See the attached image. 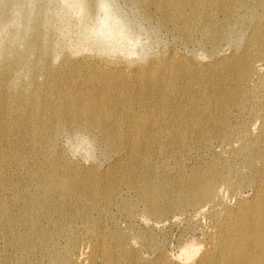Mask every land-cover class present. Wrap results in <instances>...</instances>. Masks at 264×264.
Masks as SVG:
<instances>
[{
    "label": "rangeland",
    "instance_id": "obj_1",
    "mask_svg": "<svg viewBox=\"0 0 264 264\" xmlns=\"http://www.w3.org/2000/svg\"><path fill=\"white\" fill-rule=\"evenodd\" d=\"M192 2L180 19L137 0H0V264H106L107 251L115 264H228L230 244L264 255L260 231L244 229L264 214V0ZM107 17L120 32L95 30ZM86 67L110 70L112 92ZM76 92L153 114L145 149L125 127L129 142L109 147L55 117ZM59 173L84 193L49 187ZM201 174L212 201L174 198ZM36 226L47 250L14 262L12 236Z\"/></svg>",
    "mask_w": 264,
    "mask_h": 264
},
{
    "label": "bare ground",
    "instance_id": "obj_2",
    "mask_svg": "<svg viewBox=\"0 0 264 264\" xmlns=\"http://www.w3.org/2000/svg\"><path fill=\"white\" fill-rule=\"evenodd\" d=\"M140 3H143L147 7H151L152 5L156 8H163L164 5L166 7H171L170 9H173L175 12H177L180 19H186V14L184 11L185 5H191L193 4L192 1H196L198 3H204L206 0H165L164 3L159 2L158 0H137ZM71 9H77L76 3L73 2L70 5ZM105 29L106 32H112L117 31L120 32L121 28L113 24L110 18H106V20L103 22V26L96 27L95 30H103ZM245 68V67H244ZM246 69V68H245ZM244 69V70H245ZM84 70H92L97 76H100L104 79H107V84L105 85L106 92H112L113 89V83L111 81L112 78H115V75L110 71L98 67H86ZM100 70V71H95ZM244 74H247V72H243ZM117 76H124L123 72L117 73ZM167 81L170 82V85L174 89H178L179 87L175 84L176 77L173 74L171 79L169 80L166 78ZM166 81V82H167ZM158 83L160 85L164 84V82H161L158 80ZM13 99L18 103L21 104L23 101V93L21 91L13 92ZM112 107L107 108L105 107L103 100L100 98H92L88 94H80L75 93L74 96L71 98V107L67 110V113L58 110V107L56 104H52V113L55 117H58L59 119H63L69 123L71 127H75L79 129V126L83 125H92L93 127L98 128L104 137V140L106 143H108V146L111 147L118 135L120 136L121 140L123 142H129V137L124 132H122V128L125 127L127 132L129 133H135L137 132V135L139 136L137 141V146L139 148L145 149V131L147 130V122H142L143 119L146 117L154 116L153 114H147V111H143L140 114H135L133 112V108L125 107L124 109L121 108L119 105V98L117 96H113L112 100ZM27 102H31L32 104H35L37 108L39 109L41 106V102L38 97H36L35 94L30 93L29 94V100ZM26 102V103H27ZM159 106V103H158ZM144 107H148L150 110L152 108L156 107L154 102H144ZM205 104H200L199 109L201 110L200 113H204L205 111ZM118 109H121L120 112H118ZM87 116V117H84ZM74 129V128H72ZM74 131V130H70ZM179 131V130H178ZM123 150H128L126 146L123 147ZM61 174H57L56 180L49 184V187H53L52 184L59 185L64 188L66 191H74L78 193H84V189L75 181L70 179V181L64 177H59ZM59 177V178H58ZM209 178H207L205 175L201 174L198 175L195 180L194 184L191 186H195L192 190H188L186 187H184L183 184H180L178 188H176L173 191V196L175 199L180 200L182 197L187 196L188 198H195V197H202V199L206 201H212L215 198L216 190L214 188V185H211L208 181ZM134 188L137 187L140 190L143 188L140 187L138 184L130 185ZM189 187V188H191ZM258 190V188H257ZM144 196V194H143ZM145 197V196H144ZM150 198V196H147ZM4 210V205L0 203V216L2 215V212ZM259 214V213H258ZM262 219L258 223V226H255L256 223H253V221L246 222L245 230H247L248 235H257L254 233V230L257 229L260 231L261 234V240L264 244V214L262 215ZM63 225L59 226V229H61L59 232L62 234L64 232ZM66 227V226H65ZM241 227H244V225H241ZM71 228V227H70ZM234 228V226H233ZM14 227L12 224H10L8 228V232L12 233ZM36 235H31V237H27V233L25 231H19L17 234L12 236L13 238V246L22 249V255L21 257H17L14 262H20L21 259H27L31 255V247L33 245H37L40 247V251L47 250L49 243L47 241V238L42 234H40V229L36 226L35 228H31ZM112 240V242H115L118 244L119 247H123L124 241L118 236V237H109V240ZM115 240V241H114ZM30 247V248H29ZM239 245L237 244H230L228 246V251L234 249V252H228L225 254V259L227 260L228 264H264V255L255 252L252 254L251 252L247 251L248 249L242 248L238 250L237 248ZM29 248V250H28ZM28 250V251H27ZM237 251V252H235ZM187 253V252H185ZM98 254H102L101 251H98ZM116 254V253H115ZM103 256H106L105 263L106 264H115L114 262V253H111L109 251L103 252ZM116 256H118L116 254ZM132 263V262H131ZM176 264H180V262H175Z\"/></svg>",
    "mask_w": 264,
    "mask_h": 264
}]
</instances>
